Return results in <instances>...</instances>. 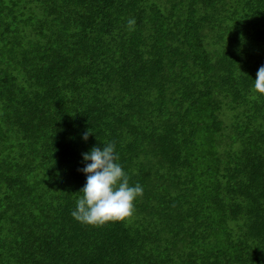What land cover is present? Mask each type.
Segmentation results:
<instances>
[{
  "label": "trees",
  "instance_id": "obj_1",
  "mask_svg": "<svg viewBox=\"0 0 264 264\" xmlns=\"http://www.w3.org/2000/svg\"><path fill=\"white\" fill-rule=\"evenodd\" d=\"M261 65L264 0H0V264H264ZM109 142L143 192L82 224Z\"/></svg>",
  "mask_w": 264,
  "mask_h": 264
},
{
  "label": "clouds",
  "instance_id": "obj_2",
  "mask_svg": "<svg viewBox=\"0 0 264 264\" xmlns=\"http://www.w3.org/2000/svg\"><path fill=\"white\" fill-rule=\"evenodd\" d=\"M133 23V21H129ZM253 89L264 95V65H261L253 80ZM90 131L83 134L87 141ZM86 182L79 191L75 208L70 215L87 225H101L110 221H121L132 215L134 201L142 195L139 183L129 184L116 156L114 145L109 142L82 153Z\"/></svg>",
  "mask_w": 264,
  "mask_h": 264
}]
</instances>
